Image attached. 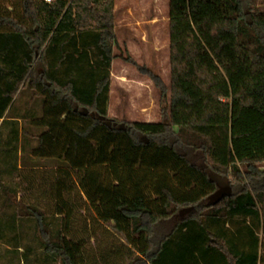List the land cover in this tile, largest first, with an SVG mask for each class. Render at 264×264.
Instances as JSON below:
<instances>
[{
  "label": "trees",
  "instance_id": "obj_1",
  "mask_svg": "<svg viewBox=\"0 0 264 264\" xmlns=\"http://www.w3.org/2000/svg\"><path fill=\"white\" fill-rule=\"evenodd\" d=\"M113 1L0 0V206L12 209L0 217L31 221L45 258L82 264V245L65 234L73 171L97 219L125 244L111 264H264L259 0H168L169 85L121 58L156 90L157 123L107 114ZM21 87L42 98L29 131L7 116ZM21 138L34 139L33 157L60 164L52 215L13 202ZM218 179L230 194L211 201Z\"/></svg>",
  "mask_w": 264,
  "mask_h": 264
},
{
  "label": "rangeland",
  "instance_id": "obj_2",
  "mask_svg": "<svg viewBox=\"0 0 264 264\" xmlns=\"http://www.w3.org/2000/svg\"><path fill=\"white\" fill-rule=\"evenodd\" d=\"M258 3L259 8L264 9V0ZM113 17L117 46L113 49L115 58L110 68L107 114L110 118L127 122H158V96L151 81L139 73L136 66L121 58L130 56L136 65L153 70L165 85H169L168 0H114ZM27 92L28 89L21 92L19 112L24 110ZM15 110L14 104L7 116L12 117ZM21 124L29 131L25 122L21 121ZM7 132L8 127L2 128L1 145ZM33 146L34 141L30 139L18 141V170L14 174L16 197L13 202L36 205L49 216L56 212L50 186L60 164L33 157ZM260 169L264 170V166ZM70 176V179H64L72 186L70 194L65 196L71 212L66 237L82 245V264H111L119 260L125 244L97 219L88 206L75 185L77 174L71 171ZM2 177L7 181L9 176ZM220 189L223 191L222 186ZM11 210L0 206V213L7 211L10 214ZM58 218L62 219L61 216ZM7 220L0 217V224ZM10 222L9 227L0 231V264H57L41 254L31 221L17 216L12 224Z\"/></svg>",
  "mask_w": 264,
  "mask_h": 264
},
{
  "label": "crops",
  "instance_id": "obj_3",
  "mask_svg": "<svg viewBox=\"0 0 264 264\" xmlns=\"http://www.w3.org/2000/svg\"><path fill=\"white\" fill-rule=\"evenodd\" d=\"M25 89L27 88L26 87L19 88L11 104V107L14 104L16 105V110L13 113V116L11 118L12 120L17 121V125L19 129L22 127L21 121L25 122L27 126L30 119H35L42 115V98L40 96L34 95L33 92L30 91L29 89H28V92L25 93L27 97V101H26L24 110L22 112L18 111V107H19L18 105H19L20 98H21V92L24 91ZM145 123H157V122H145ZM32 141H34V139ZM34 145H35V141H34Z\"/></svg>",
  "mask_w": 264,
  "mask_h": 264
},
{
  "label": "water",
  "instance_id": "obj_4",
  "mask_svg": "<svg viewBox=\"0 0 264 264\" xmlns=\"http://www.w3.org/2000/svg\"><path fill=\"white\" fill-rule=\"evenodd\" d=\"M217 186H218V190L210 197L211 201H216L222 196L230 194L229 183L226 179H221V180L218 179ZM220 186H222L223 191L220 189Z\"/></svg>",
  "mask_w": 264,
  "mask_h": 264
},
{
  "label": "built area",
  "instance_id": "obj_5",
  "mask_svg": "<svg viewBox=\"0 0 264 264\" xmlns=\"http://www.w3.org/2000/svg\"><path fill=\"white\" fill-rule=\"evenodd\" d=\"M39 1H42V2L47 3V4H49L51 2V0H39Z\"/></svg>",
  "mask_w": 264,
  "mask_h": 264
}]
</instances>
